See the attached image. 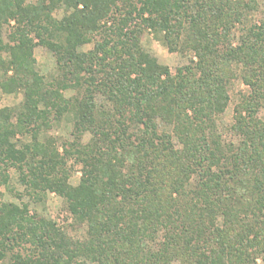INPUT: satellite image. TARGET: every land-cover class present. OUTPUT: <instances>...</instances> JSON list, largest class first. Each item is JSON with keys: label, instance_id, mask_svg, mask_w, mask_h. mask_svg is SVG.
Masks as SVG:
<instances>
[{"label": "trees", "instance_id": "16d2710c", "mask_svg": "<svg viewBox=\"0 0 264 264\" xmlns=\"http://www.w3.org/2000/svg\"><path fill=\"white\" fill-rule=\"evenodd\" d=\"M258 1L0 0V53L9 55L0 59V86L24 95L17 110L0 109V173L8 177L14 167L29 191L60 194L87 226L74 240L27 205L1 204L0 260L26 246L9 264H256L264 257V21L246 29L238 47L230 44ZM62 6L67 14L56 19ZM147 30L196 60L173 74L143 49ZM36 46L56 58L52 83L36 69ZM233 64L251 88L238 107V143L215 128L229 104ZM67 90L76 94L66 98ZM69 115L77 143L60 153L38 140ZM25 133L33 140L18 147L12 140ZM86 133L91 140L81 145ZM70 157L82 166L76 188L68 186Z\"/></svg>", "mask_w": 264, "mask_h": 264}, {"label": "rangeland", "instance_id": "374dc122", "mask_svg": "<svg viewBox=\"0 0 264 264\" xmlns=\"http://www.w3.org/2000/svg\"><path fill=\"white\" fill-rule=\"evenodd\" d=\"M28 2H35V0H28ZM66 11V7L64 6L57 8L54 12V17L56 19H62L64 15L67 14ZM263 21L264 0H260L258 1V7L250 13L245 14L242 23H237L234 27L230 40L232 47H238L241 44V37L244 36V31L246 29L253 26L259 27ZM10 25H14V22H11ZM9 33L10 28L6 25L2 32V37L6 43L9 41L7 36ZM35 42H38V40L36 39ZM141 45L145 51L157 59L159 64L169 67L173 74L177 72L178 68L188 65L191 60H196L193 52H171L162 41L154 36L149 30L143 33ZM93 47L92 43L83 47L81 51L87 53L92 50ZM8 57L9 55L7 53H0L1 60L8 61ZM34 58L36 59V69L40 75L45 77V80L48 83L54 82L59 72L56 58L53 53L44 46H36L34 49ZM232 68L234 77L229 85V104L225 112L215 118V128L216 133L223 141L238 143L240 137L237 136L234 130V126L237 124V116L239 114L238 107L241 105L244 98L251 95V88L242 79L243 67L241 65L233 64ZM10 71L11 72L8 73V76L13 75L12 70ZM3 75V70L0 69V83L4 79ZM63 94L66 98H71L76 92L74 90H67L64 91ZM23 98L24 95L22 91L6 93L0 86V109L6 108L17 110L23 102ZM98 102H103L101 97H98ZM259 117L261 119L264 117L263 109H261ZM12 122H17L16 116L13 117ZM160 128L161 130H168V128L162 123H160ZM32 140L33 138L31 134L25 133V135L18 134L12 141L17 144L18 147H21L22 143H31ZM38 140L43 143H53V147L59 148V152L63 153L65 146L70 143H75V141L77 143L74 136L72 117L69 115L60 122H53L50 129L39 131ZM90 140L91 135L86 133L78 142L81 143V145H87ZM174 142L177 148H181V145L176 139H174ZM67 163L71 173L68 180V186L76 188L80 184L82 177V166L75 162V157L68 158ZM5 173L8 177H3L2 173H0V205L10 203L21 207L22 205H27L31 215L36 216L45 222L51 223L69 238L83 240L86 237L87 226L76 223L74 216L69 212L65 198L60 194L51 191L50 189L29 191V189H26V186L22 183L19 171L14 167L7 169ZM159 241L160 240L152 245V249L158 248ZM28 247L29 246H26L25 248L18 247L13 252L9 251L7 258L0 260V264H9L13 254H25L27 253ZM86 264L93 263L87 262ZM256 264H264V257L258 258Z\"/></svg>", "mask_w": 264, "mask_h": 264}]
</instances>
